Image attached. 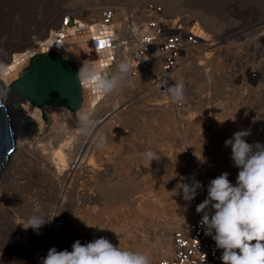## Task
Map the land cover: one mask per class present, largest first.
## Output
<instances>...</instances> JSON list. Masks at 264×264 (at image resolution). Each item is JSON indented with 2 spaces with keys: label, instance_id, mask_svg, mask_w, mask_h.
Masks as SVG:
<instances>
[{
  "label": "rangeland",
  "instance_id": "obj_1",
  "mask_svg": "<svg viewBox=\"0 0 264 264\" xmlns=\"http://www.w3.org/2000/svg\"><path fill=\"white\" fill-rule=\"evenodd\" d=\"M146 2L160 4L171 15L190 14L210 36V43L201 44L189 54L193 62L173 75V82L184 84L183 106L177 109L161 95L148 92L145 74L138 81L130 78V84L121 81L91 117L98 128L88 157L84 142L87 134L81 132L80 118L75 117L80 110L63 109L64 128H78L79 138L66 147L67 161L60 174L66 195L62 203L61 198L56 199L50 178L34 164L36 154L50 161V153L56 149L51 142L54 132L47 136L38 133L35 122L17 115V137L27 144L29 156L18 160L0 184V264H30L34 260L29 254L31 244L40 240L43 227L37 235L28 220L48 211L53 212L50 219L55 217L47 223L41 258L50 248L71 251L77 240L86 244L100 238L102 230L109 231L103 237L114 246L142 252L149 262L164 256L163 248H169L170 255L172 233L186 226L193 211L184 200L175 204L168 199L170 211L152 221H141L147 218L143 201L152 184L182 194V183L190 184L195 178L207 190L209 182L225 172L235 184L238 169L225 141L237 131L250 129L246 141L264 144V0H63L62 8L64 17L101 24L100 11L106 6L137 10ZM57 29L52 28L56 33ZM87 58L93 60L94 55ZM127 61L117 58L111 68L113 74L109 69L108 75L118 76V65ZM20 105L25 110L26 102ZM41 120L48 124L42 113ZM100 138L104 139L103 148L97 147ZM148 150L157 154L151 164L143 158ZM83 155L87 157L85 163L70 175L71 166ZM88 160L95 167L92 186L97 218L87 226L90 232L79 236L80 225L70 227L69 223L74 214L83 216L90 206L82 195L89 186L84 171ZM183 216L185 221L177 227ZM55 224L60 225L53 227ZM22 238L26 240L25 249L20 244Z\"/></svg>",
  "mask_w": 264,
  "mask_h": 264
},
{
  "label": "bare ground",
  "instance_id": "obj_2",
  "mask_svg": "<svg viewBox=\"0 0 264 264\" xmlns=\"http://www.w3.org/2000/svg\"><path fill=\"white\" fill-rule=\"evenodd\" d=\"M62 2L63 0H0V99L8 107H11L13 104H16L18 107V109L16 107V109L13 110L15 115L13 116L16 119V137L17 131H20V123L17 120V115L23 116L27 122H35L38 126V133H42L47 136L49 135V132H54L51 142L56 145V149L50 153V161L44 159L41 157V155L36 154L34 155L36 157L34 164L36 167L39 165L42 174H46L50 178L54 188L56 189V199H62L61 201L59 200L60 203L64 201V197L66 196L65 192L63 191L60 178V174L65 169V164L67 161L66 147L71 140L79 138L77 136L78 131H76L78 128H64L66 125V121L64 119L65 114L60 112L65 108L49 106L44 110H41L28 101L23 100L19 94L11 97L7 95V87L18 78V75L21 73V71L28 65L30 56L35 53L53 51L72 61L77 66L78 72L80 70L79 78L82 90V103L80 108L76 110H80L78 113H76V118H80L82 114L87 113L91 119L97 106L102 103L105 98H107V95L103 97L96 96L87 86L83 84V69H86L89 66L98 65L103 68L104 74L108 75L109 72L113 74L114 69L111 68L115 64L114 61H116L117 58H119V60H123L125 58L128 60L127 62L132 65L133 71L130 73L127 80H123V83L130 84L131 80L138 81V79L141 77V74H145L148 80L146 87L148 92H150L148 90L150 89L151 83L150 75H159V70L154 67L155 65H153L151 70H148L144 69L140 63L138 64L140 58L136 53V49H134L135 43L132 44L131 42L129 46L128 44L126 45L125 43H120V40H118L120 36L117 37V31L114 30H119L120 28L119 20L124 14L123 9H125V7L117 9L112 6H106L114 9L112 10L114 13V19L110 23H104L101 20L100 17L101 11L103 9L102 8L99 16V22L101 24L97 22H90L89 24H86L76 20L72 16V23H70V16H67V23L64 25ZM143 7L144 6L137 10L129 8L136 13L137 18L142 19V21L137 20V23H134L135 28L139 27L136 26L138 23L144 22L143 19H148L146 12H143ZM54 27L58 28L57 33L53 32L52 28ZM135 41L136 39L134 42ZM116 42L118 47L115 46L116 48H114L113 45H115ZM195 50L196 48H192V50L187 53L188 59L191 58L189 54ZM91 54L94 55L93 60L87 58L90 57ZM180 68L181 67H179V69ZM175 73L171 74L170 76L172 82L173 75ZM130 78L131 80H129ZM153 92L160 95V93L155 91ZM161 96L164 97L166 101H170V104L172 103L169 96ZM21 102H26L25 110L22 109V106L20 105ZM172 106L177 109L180 108L175 106L173 103ZM113 108H115V106L112 107L111 110H113ZM41 113L44 118L47 117L46 121L48 124L46 126L41 120ZM29 116H32L33 118H29ZM94 125L95 126L87 133L84 138V142L87 147V157L88 154H90L89 152L92 151L94 136L96 135V130L98 128L95 121ZM63 130H67L66 132L68 134ZM15 141L16 142H14L13 151L9 155L7 162L0 170V184L1 182L3 183V181H5L3 179H6L7 175L10 173V170L15 167V164L18 160H23L25 157L29 156V148L27 144L20 139L19 135ZM87 157L83 155L81 158H79L80 160L77 164L75 162L72 166L70 165L72 168L69 170V174L74 176L77 172H79V168L82 167V163ZM84 171L87 174L89 186L82 195L86 197L90 206L86 209L85 215L79 216L78 214H74V216L71 218V222L69 223L70 227L80 225L82 229L77 231L79 236H82L85 232H90L88 227H90V224H93L97 218L94 212L95 208L93 206L96 201V196L92 186V180L95 174V167L92 160L87 161V167ZM152 191L154 193L153 196H149ZM205 191L207 192V190ZM75 195L76 197L79 196L78 193ZM168 199L170 201L172 200L173 203L175 202V204H181L183 201L182 194L175 195L174 189L165 188L159 184H152V187L148 189L147 197L143 201V209L146 213H148L146 216L147 218L144 216V218L142 217L143 219L141 221H152V219L156 218V216L165 215L168 211H170V204L166 203ZM52 213V211H48V213L46 215L44 214L43 216H47L48 219H50ZM118 219H120V217ZM182 221H185L184 216L181 221L177 223V227L183 223ZM59 225L55 224L53 227ZM186 228L187 224L183 228H178L176 230L184 231ZM47 229L48 226L45 224L41 232L40 240L36 241L35 244H31L32 248L30 249L29 254L34 256V260H31L30 264H41L42 258L39 256V254L40 252H43L44 254L43 238ZM52 233L53 231H50V234ZM108 233V230H102L99 232V235L103 237ZM25 241L26 240L23 238L20 241L21 247L24 249L26 248ZM172 252L173 245L171 253ZM162 253L166 256L164 255L161 257H169L171 255V253L170 255H167L169 253V248H163Z\"/></svg>",
  "mask_w": 264,
  "mask_h": 264
},
{
  "label": "clouds",
  "instance_id": "obj_3",
  "mask_svg": "<svg viewBox=\"0 0 264 264\" xmlns=\"http://www.w3.org/2000/svg\"><path fill=\"white\" fill-rule=\"evenodd\" d=\"M132 71L128 62L118 65V76L105 75L98 65L89 66L83 69V84L96 96L103 97L120 87L121 81L127 80ZM167 94L173 104L182 105L186 99L184 84H174L167 89ZM80 121L83 134L95 126L87 113L80 116ZM250 135V129L240 130L225 141V146L231 149L233 166L238 169L235 184L229 181L227 172L222 173L209 182L207 198L196 207L197 213H203L200 225L204 235L212 238L217 249L223 250L220 256L222 264H264V144L248 143L245 138ZM97 147H105L103 138H100ZM143 158L151 164L157 160V154L148 150L143 153ZM202 187L200 181L193 178L190 184L182 183L179 189L182 190L183 200L191 202ZM180 194L176 190L175 195ZM53 218L33 216L28 220L29 227L39 235V229ZM41 264L150 262L142 252L122 250L107 238L100 237L86 244L77 240L71 245V251L50 248Z\"/></svg>",
  "mask_w": 264,
  "mask_h": 264
},
{
  "label": "built area",
  "instance_id": "obj_4",
  "mask_svg": "<svg viewBox=\"0 0 264 264\" xmlns=\"http://www.w3.org/2000/svg\"><path fill=\"white\" fill-rule=\"evenodd\" d=\"M112 10L114 9L111 7L102 9L100 18L104 23H110L114 19ZM143 12H146L148 19H143L144 22L138 23L136 26L139 27L135 28L134 23L142 19L137 18L135 12L125 7L119 20L120 28L114 31H117V37L120 36V43L129 46L131 42L135 43L134 49L140 58L138 64L144 69L151 70L155 65L159 75H150L148 90L167 97V89L180 82H172L171 74L177 73L179 67L186 63L191 64L193 60L187 58V53L201 44L210 43V36L188 13L168 14L155 2L144 3ZM115 46L118 47L117 42L113 45L114 48ZM206 198L207 192L201 188L196 198L188 202L193 217L187 223V228L173 232L171 255L155 258L150 264H222L220 256L223 250L217 249L212 238L204 235V229L200 225L203 213L196 212L197 205Z\"/></svg>",
  "mask_w": 264,
  "mask_h": 264
},
{
  "label": "water",
  "instance_id": "obj_5",
  "mask_svg": "<svg viewBox=\"0 0 264 264\" xmlns=\"http://www.w3.org/2000/svg\"><path fill=\"white\" fill-rule=\"evenodd\" d=\"M64 17V25L67 23ZM72 23V17L70 16ZM77 66L56 52L35 53L18 78L6 89L8 96L20 95L23 100L44 110L46 107L65 108L70 112L81 106V83ZM13 104L8 107L0 99V170L13 151L15 115ZM14 115V116H13Z\"/></svg>",
  "mask_w": 264,
  "mask_h": 264
}]
</instances>
